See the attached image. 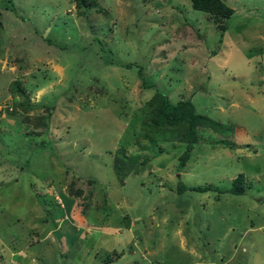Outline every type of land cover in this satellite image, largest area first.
Instances as JSON below:
<instances>
[{"label": "rangeland", "instance_id": "rangeland-1", "mask_svg": "<svg viewBox=\"0 0 264 264\" xmlns=\"http://www.w3.org/2000/svg\"><path fill=\"white\" fill-rule=\"evenodd\" d=\"M93 1L77 12L73 0H12L14 13L0 0V236L40 256L43 233L55 232L50 217L65 216L57 202L72 207L83 193L79 214L136 222L130 238L146 251L127 264H264V155L240 159L260 173L243 179V193L227 191L224 176L237 149L264 151V0H222L233 8L226 21L190 0ZM15 79L33 104L26 113L6 107L25 101L8 89ZM155 89L171 103L188 99L232 142L200 129L203 141L178 167L184 143L162 141L172 137L163 127L139 129ZM121 153L147 161L120 180L113 165L129 168ZM239 236L245 253L233 251ZM10 261L0 252V264Z\"/></svg>", "mask_w": 264, "mask_h": 264}, {"label": "crops", "instance_id": "crops-1", "mask_svg": "<svg viewBox=\"0 0 264 264\" xmlns=\"http://www.w3.org/2000/svg\"><path fill=\"white\" fill-rule=\"evenodd\" d=\"M262 78H264V76L259 77V79ZM250 92L251 91H248V93ZM241 93L245 94V98L247 97L246 96L247 91ZM247 98L252 99V98H256V96L247 97ZM243 104L247 105L251 111L257 109V107L252 106V105L255 106L254 102L246 103V101H244ZM243 109H247V108L243 107ZM244 143L245 142L242 141L239 144H244ZM245 146H246V150L244 151L242 149L236 150L239 153V154H235V158H234L235 160H237L236 169L234 173H231L229 175H224L228 177L227 181H232L233 177L238 173L243 175L244 181L245 179L248 180L250 179V177L253 176H254L253 178H258V176L260 175L259 170L256 169L257 164L248 167H243L241 165V162L243 160L240 162V159L244 158V161L247 162L252 160L258 161L259 159H261V156L264 155V151L262 150L257 151L256 149L250 151L249 145H245ZM262 164L264 166V162ZM83 196L84 195L82 193L79 196V199L78 198L74 199V206L77 204L76 207L74 206L71 207L72 205L71 199H68L63 196L65 203L63 204L60 201L61 207L59 208L64 209V215L66 216V218L63 215L61 217H53V218L50 217V219L53 220L55 223V227H54L55 232L53 233L52 231H50L51 229L50 228L46 230L47 233H43L40 239H42L41 242L45 243V248L42 249V253L40 256L27 255L24 252L25 251L24 249H22L21 247L17 249L12 244V239H10V242H7L1 236H0V252L6 253L8 255V257L11 260L10 264H96V263L103 264L101 261L103 255L108 252L111 253L113 250L115 251L116 249L119 251L118 253L120 255L112 259L108 264H127L129 260H132L134 258L135 255H138L139 258L144 259L143 253L146 251L144 249V245H140L138 244L137 241H134L133 239L130 238V235L131 236L133 235V233L131 232L132 231L131 227L134 226L136 222L132 218L128 217L126 213L120 215V217H122V223H121V219L112 221L110 219H104V217L94 218V219L87 218L85 214L84 216L79 214L80 213L79 207L81 206L78 203L82 201L81 198ZM53 197L55 198L56 195L54 194ZM57 200H59V198H57ZM91 200L92 198L90 199V201ZM31 205H33L32 202L30 206ZM115 206H118V203H116ZM70 213L74 214V220L71 218ZM45 217H47V221H48V215H45ZM67 217L70 218L71 221L68 220ZM47 221H45L43 225L38 224L39 231L37 230V232L44 231V229L42 228H45V223ZM60 223L61 225H59L58 228V224ZM66 227H68V229L72 227L73 229L68 231ZM138 227L139 226L137 225V228L135 230L138 233H140V229ZM259 227L260 226L252 227V229H258ZM71 232H72V236H71ZM97 233L99 234L98 236L92 237ZM124 233H128L129 235L126 237ZM27 235L34 238V235L31 233H28ZM53 236L54 237L57 236L56 240H52V242L49 241V239H54ZM95 238L96 240H102V242L112 241L113 243H111L112 245L109 247H101L100 245L101 243H96ZM239 239L243 240V237L239 236L236 242L237 245L234 246L233 251H238L240 249L241 251L243 250V252L245 253L247 246L244 244V242L240 243ZM123 241L126 243L127 247H122V244L124 243ZM35 242H38V240H35ZM138 264H142V263L140 262Z\"/></svg>", "mask_w": 264, "mask_h": 264}, {"label": "trees", "instance_id": "trees-1", "mask_svg": "<svg viewBox=\"0 0 264 264\" xmlns=\"http://www.w3.org/2000/svg\"><path fill=\"white\" fill-rule=\"evenodd\" d=\"M3 1V9L10 10L15 13V8L13 5L12 0H2ZM74 7L77 10V12L80 11V8H87L90 7L91 4L94 3L93 0H73ZM190 7L193 10H198L202 12H206L209 14H212L214 16L221 17L226 21L233 13V8L227 6L222 0H190ZM19 18L24 21V18L22 16H19ZM225 25L223 24L222 30L225 29ZM35 31L36 28H34ZM223 32V31H222ZM41 36V34H40ZM42 37V36H41ZM48 43L49 40L46 39ZM19 81V80H18ZM17 79H15L13 82H11L8 85V89L10 92H12V95H18L21 97H25V101L18 100L17 103H10L9 113L16 112L17 109L25 110L24 113H26V110L33 106V104L29 101V98L27 99L25 94V88L24 86H21L20 83H18ZM20 82V81H19ZM11 87V88H10ZM153 95L148 99V101L145 104V113L146 116L150 119V124L147 125V123L142 124V126H139L140 132L145 131V134H149L154 132L155 130L159 132L161 135V131L159 127H163V132L168 133L169 135L172 134L171 139H163L162 141H179L185 144V150L178 156V167H182L184 165V162L187 160L190 150L192 149L193 145L197 143L199 140L203 141V139L199 135L200 129H203L204 131H208L212 133L214 136L213 138L216 139L218 143L225 144L230 143L232 140H229L226 130L221 129L222 126L219 122L213 121L208 116L200 113L193 112V106L190 103V101L187 100H178L176 103H171L169 100H167V97L164 93L160 92L159 90L155 89L152 93ZM20 103L21 106L18 105ZM21 107V108H20ZM12 108V109H11ZM45 118V125L48 126V117L47 115L44 116ZM211 127V128H209ZM158 128V129H157ZM214 129H216L214 131ZM141 134V133H140ZM177 134L174 137H177L178 139H173V135ZM153 141V139H149L148 142ZM46 154V153H45ZM49 155H46L47 157ZM50 157V156H49ZM119 157L121 159H124L127 162V165H129V168H121L119 166L113 165V171L117 177H120V180L123 179L126 175L132 172H127L129 169L132 171L133 174L139 170L140 167L144 166L147 160L142 159L140 161V164H136V162L133 160L134 158L127 157L124 154H120ZM135 163V164H133ZM134 166H133V165ZM124 166V165H123ZM116 167V170H115ZM3 184V183H1ZM60 186V183H58ZM185 186L180 185L177 187L178 192H182L185 190ZM191 190H197L201 188H197V186H191L189 187ZM218 192H221V190L216 189ZM244 187H243V176L242 174L238 173L235 178L231 181V186L227 189L230 193L234 194H241L243 193ZM80 189H74L72 190V193L75 195H80L81 193ZM57 202V200H56ZM59 207L61 205L59 202H57ZM43 221H47V217L43 219ZM120 254L118 252H114V250L110 253H105L103 255V258L101 259L103 264H108L112 259L115 257H118ZM99 262V261H98ZM98 264V263H96Z\"/></svg>", "mask_w": 264, "mask_h": 264}, {"label": "built area", "instance_id": "built-area-1", "mask_svg": "<svg viewBox=\"0 0 264 264\" xmlns=\"http://www.w3.org/2000/svg\"><path fill=\"white\" fill-rule=\"evenodd\" d=\"M10 104H7L6 107H9ZM4 108V107H3Z\"/></svg>", "mask_w": 264, "mask_h": 264}]
</instances>
